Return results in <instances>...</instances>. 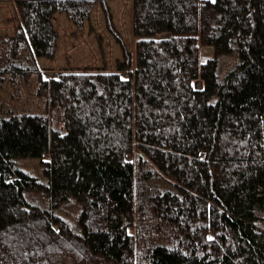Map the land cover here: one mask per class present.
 <instances>
[{"label": "trees", "instance_id": "trees-1", "mask_svg": "<svg viewBox=\"0 0 264 264\" xmlns=\"http://www.w3.org/2000/svg\"><path fill=\"white\" fill-rule=\"evenodd\" d=\"M14 1L16 34L0 38L13 81L54 57L56 12L81 28L95 2ZM111 31L116 70L39 75L65 132L0 111V264H135L136 212L152 236L137 264H264V0H133L134 52ZM44 155L39 185L17 160ZM70 197L75 226L57 214Z\"/></svg>", "mask_w": 264, "mask_h": 264}, {"label": "rangeland", "instance_id": "rangeland-1", "mask_svg": "<svg viewBox=\"0 0 264 264\" xmlns=\"http://www.w3.org/2000/svg\"><path fill=\"white\" fill-rule=\"evenodd\" d=\"M107 10L95 0L90 17L85 19L81 28H78L71 21L65 12L58 11L53 15V25L58 33L56 52L53 58H39L41 72L46 78L55 77L59 70L66 68L75 69H106L116 70L117 59H122V49L111 31L119 32L128 50L134 52L135 37L133 34V0H107ZM19 24V17L16 11L14 0H0V38L13 36ZM167 36V35H164ZM5 41V40H4ZM213 48L205 45L201 47L203 59L212 56ZM236 61V56H224L220 63V69L225 71ZM125 75V72H122ZM0 72V111L17 113L42 114L50 120L53 127L62 128L65 132L64 124L61 120V109L52 107L49 103V92H44L40 85V76L36 72H31L29 77H21L18 80L11 79L8 75ZM137 152L130 155L131 159L137 160ZM147 157V156H141ZM49 160L48 155L43 157H23L17 160V165L30 175L34 176L37 183L44 184L47 181L44 173V162ZM147 160V159H145ZM139 167V166H138ZM136 183V190L138 187ZM166 183L162 187H166ZM28 199L33 203L47 205V197L43 191L35 189L28 193ZM73 197L63 201L57 210V214L67 219L75 226L78 221L82 204ZM56 211V208H55ZM141 215V214H140ZM138 212L135 213L134 227L131 231L136 235L135 251L133 259L135 264L139 262L143 245H139L140 237L144 240L151 239L152 236L146 230L139 231L138 224L143 225V217ZM70 225V226H71ZM137 225V227H136ZM148 240V241H149ZM158 241L161 242L160 239ZM71 246V245H70ZM73 247V246H71ZM77 256V248L73 247ZM90 264V263H88ZM105 264V263H102Z\"/></svg>", "mask_w": 264, "mask_h": 264}]
</instances>
